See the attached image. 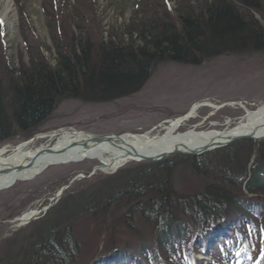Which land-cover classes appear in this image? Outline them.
<instances>
[{"label": "trees", "instance_id": "1", "mask_svg": "<svg viewBox=\"0 0 264 264\" xmlns=\"http://www.w3.org/2000/svg\"><path fill=\"white\" fill-rule=\"evenodd\" d=\"M46 1L52 57L25 32L29 63L17 65L0 53V144L33 137L63 101L132 96L158 64L196 66L264 51V0H183L174 8L169 0H137V23L107 37L99 26H85L84 12L70 0ZM74 2L85 9V0ZM73 12L81 24L69 18ZM181 163L188 178L200 181L199 190L176 196L172 177ZM134 164L101 180L82 211L36 228L37 239L7 255L5 264H264V139ZM122 202L119 240L109 243L110 233L98 231L99 216Z\"/></svg>", "mask_w": 264, "mask_h": 264}, {"label": "rangeland", "instance_id": "2", "mask_svg": "<svg viewBox=\"0 0 264 264\" xmlns=\"http://www.w3.org/2000/svg\"><path fill=\"white\" fill-rule=\"evenodd\" d=\"M164 1L168 3L167 0ZM182 1L169 0V3L174 8L182 4ZM136 3L137 0H85L86 7L83 9L77 2L70 0L69 5L70 7L76 5L84 12L85 26L95 29L99 26L107 37L111 30L124 31L131 23H137L138 18L134 15ZM5 7L9 8V12L4 18L2 13ZM21 8L25 10L23 12L27 19L25 21L20 18ZM48 9L50 6L46 0H0V53L17 65L20 59L29 63L30 51L24 43L25 32L26 36L34 33L35 39L29 38L30 41L38 43L48 56L52 57L53 40L48 26L49 20L52 19ZM74 12L67 16L77 17L74 24L76 21L81 24L82 17ZM23 22L28 24L29 33ZM230 102L238 104L229 105ZM197 103L205 105L199 107L179 131H186L192 127L198 131L212 129L220 131L237 125L245 116V109L241 103L250 110L264 103V51L221 55L196 66L175 61L158 64L143 89L132 96L101 103H86L77 99L63 101L42 123L33 137L24 139L17 136L8 139L0 144V148L17 147L32 138L34 140L28 143L26 149L50 146L55 142V138L35 139L36 136L61 129L96 134L113 132L145 134L150 131L153 135L163 134L166 125L176 120L178 116L186 114ZM208 103L214 106H209ZM134 163L136 162H127L121 169L135 165ZM97 164H99L97 160H84L61 166L51 165L30 181L20 180L8 189L0 190V264H5L7 255L22 251L27 244L36 240L37 237L32 236L36 228L42 226L47 229L57 222L64 221L66 212L71 217L85 209L86 203L94 197L95 187L105 177L112 175L110 174L112 171L101 169L89 175ZM77 174L87 177L74 182L57 201L56 195L59 190L67 184V180H71ZM187 174L189 173L185 164H179L172 177V191L176 196L199 190L200 181H194L191 174L188 178ZM80 194L83 196H79ZM73 196L77 198L73 199L68 208L70 210L66 211L64 206L69 204ZM77 202L81 204L78 206ZM52 203L55 204L51 210L40 219L10 230V226L17 222L15 218L21 216L23 212ZM126 209L127 206L123 202L116 203L104 216H99L103 219L98 222L100 229L98 231L110 233L107 237L109 243L118 242L117 237L121 231V227L118 226L119 216ZM83 226H87V223ZM82 229L85 233L84 227Z\"/></svg>", "mask_w": 264, "mask_h": 264}, {"label": "bare ground", "instance_id": "3", "mask_svg": "<svg viewBox=\"0 0 264 264\" xmlns=\"http://www.w3.org/2000/svg\"><path fill=\"white\" fill-rule=\"evenodd\" d=\"M8 12L9 8L5 7L2 16L5 18ZM203 105L197 103L186 114L178 116L176 120L171 121V124L166 125L163 134L159 133L154 138H152V133L145 132L141 135L125 132L124 143L115 139L113 142H90L88 148H85L80 142L84 139L89 140L88 134L82 132L76 134L73 130L69 132L66 129H61L60 131L38 134L35 138H55V142L50 146L42 145L37 149H26L28 143L34 140L32 139L20 143L17 147L0 148V190L10 183L14 185L20 180L30 181L39 175L38 173L42 169L51 167V165L61 166L80 163L84 160H97L101 164L99 169L113 172L119 167L125 166L127 162L138 159L135 157L136 152L153 155L168 151L181 142L188 147L199 148L213 140L220 143L227 141L234 135L251 134L259 137L264 134V103L254 110L245 109V116L231 129L198 131L197 128L192 127L186 131H179L180 127ZM208 105L214 106L212 103H208ZM74 140H78V145L72 144ZM50 147L52 151L49 153L46 149ZM41 208L42 206L24 212L17 222L26 223L27 220L38 215Z\"/></svg>", "mask_w": 264, "mask_h": 264}, {"label": "water", "instance_id": "4", "mask_svg": "<svg viewBox=\"0 0 264 264\" xmlns=\"http://www.w3.org/2000/svg\"><path fill=\"white\" fill-rule=\"evenodd\" d=\"M230 104H238V103L237 102H230ZM199 105H203V103H199ZM241 105L243 106L244 109L247 110V107L244 104H241ZM81 132L82 133H86V134L89 135L88 136L89 140L84 139V140H82L80 142V143H82L84 145L85 148H88V146L91 144L90 142H94V143H103L104 141L113 142L114 139H115V140H118V141L124 143L123 136H124L125 133L124 134H118V133H114L113 132V133L96 134V133H87V132H83V131H81ZM81 132L75 131L76 134L77 133H81ZM150 132H147V133H150ZM156 135H153L152 138L156 137ZM242 139H250V140H256V141H262L264 139V134H263V136H259V137H256V136L251 135V134L234 135V136H231V138H229L227 141H222L220 143V142H218L216 140H213L210 143H208L206 145H203L202 147L200 146L199 148L188 147L185 143L181 142V143H178V144L174 145V147L172 149L168 150V151L158 152L157 154H153V155H147V154L146 155H143L140 152H136L135 151L136 152L135 153V157H138V159H136L135 161H143V162H153V163H157L158 161H161V160H163L165 158H168V156L176 155L178 153L183 154V155H187V156H189V155H191V156H200L201 154H204L206 152H210V150L218 149V148H221V147H224V146H228L231 143H233L235 141L242 140ZM77 143H79L78 140H74L72 142V144L74 146L78 145ZM46 151H48L50 153L52 151V148L50 147V148L46 149ZM46 168L47 167H45L44 169H42L40 171V173L43 172ZM99 168H101V165L94 166L92 173L95 170L99 169ZM40 173H38V174H40ZM92 173H90L89 175H91ZM85 177H87V176H85V175H77L76 177H74L69 182V184L63 185L62 188L60 189V191L56 195L57 201L60 199V197H61V195H62V193H63V191L65 189H67V188H69V186L73 185V183L75 181L80 180V179H83ZM11 185H12V183H10L8 186H4L3 188L4 189H7ZM53 204L54 203H52V204H50L48 206L42 207V209H40V211H39V214L36 215V216H34L29 221L27 220L26 223H22V222L19 223L18 222V223H15V224L11 225L10 226V230L11 229H14L16 227H20L21 225L29 224L34 219H38L42 214L46 213L49 210V208L52 207Z\"/></svg>", "mask_w": 264, "mask_h": 264}]
</instances>
